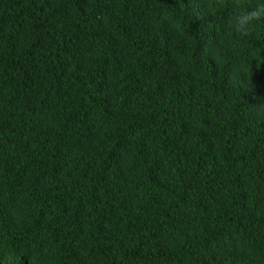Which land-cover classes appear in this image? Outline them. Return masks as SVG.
Returning a JSON list of instances; mask_svg holds the SVG:
<instances>
[{
  "label": "trees",
  "instance_id": "trees-1",
  "mask_svg": "<svg viewBox=\"0 0 264 264\" xmlns=\"http://www.w3.org/2000/svg\"><path fill=\"white\" fill-rule=\"evenodd\" d=\"M235 3L0 0V264H264V20L235 35Z\"/></svg>",
  "mask_w": 264,
  "mask_h": 264
},
{
  "label": "clouds",
  "instance_id": "clouds-1",
  "mask_svg": "<svg viewBox=\"0 0 264 264\" xmlns=\"http://www.w3.org/2000/svg\"><path fill=\"white\" fill-rule=\"evenodd\" d=\"M241 3L242 0H236L226 28L235 35L246 37L252 32L254 22L264 20V3H259L247 11L241 10Z\"/></svg>",
  "mask_w": 264,
  "mask_h": 264
}]
</instances>
